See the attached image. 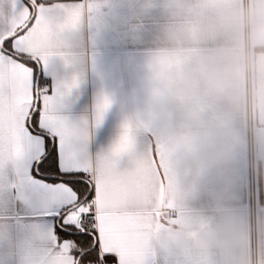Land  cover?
Listing matches in <instances>:
<instances>
[{"label":"crops","instance_id":"crops-1","mask_svg":"<svg viewBox=\"0 0 264 264\" xmlns=\"http://www.w3.org/2000/svg\"><path fill=\"white\" fill-rule=\"evenodd\" d=\"M43 1L93 6L39 76L79 81L61 99L73 122L110 99L90 148L110 150L124 206L150 218L157 264H264V0ZM42 210L0 190V264Z\"/></svg>","mask_w":264,"mask_h":264},{"label":"snow or ice","instance_id":"snow-or-ice-1","mask_svg":"<svg viewBox=\"0 0 264 264\" xmlns=\"http://www.w3.org/2000/svg\"><path fill=\"white\" fill-rule=\"evenodd\" d=\"M0 6V190L24 203L42 199L46 226L17 225L7 264H157L159 237L149 242L150 218L127 209L110 150L91 141L111 106L100 98L91 118L61 114L64 90L44 87L39 68L59 53L60 38L93 6L6 0ZM39 182V191L31 186ZM162 264H170L167 256Z\"/></svg>","mask_w":264,"mask_h":264},{"label":"built area","instance_id":"built-area-1","mask_svg":"<svg viewBox=\"0 0 264 264\" xmlns=\"http://www.w3.org/2000/svg\"><path fill=\"white\" fill-rule=\"evenodd\" d=\"M246 54H247V67L249 71V65H250V58H249V47L247 45L246 47ZM248 177H249V185H250V192L252 194V197L254 199V191H255V176H254V163L251 159L248 164ZM252 238H254V229L252 228Z\"/></svg>","mask_w":264,"mask_h":264},{"label":"trees","instance_id":"trees-1","mask_svg":"<svg viewBox=\"0 0 264 264\" xmlns=\"http://www.w3.org/2000/svg\"><path fill=\"white\" fill-rule=\"evenodd\" d=\"M51 1H53V0H48V1H46V2H51ZM44 2V1H43ZM41 77V76H40Z\"/></svg>","mask_w":264,"mask_h":264}]
</instances>
